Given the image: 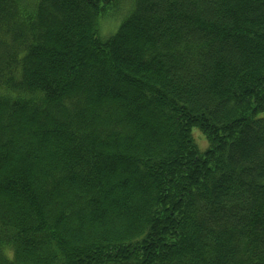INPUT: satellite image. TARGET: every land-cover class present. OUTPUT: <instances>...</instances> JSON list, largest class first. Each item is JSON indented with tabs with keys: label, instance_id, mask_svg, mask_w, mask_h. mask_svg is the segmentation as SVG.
<instances>
[{
	"label": "trees",
	"instance_id": "1",
	"mask_svg": "<svg viewBox=\"0 0 264 264\" xmlns=\"http://www.w3.org/2000/svg\"><path fill=\"white\" fill-rule=\"evenodd\" d=\"M0 264H264V0H0Z\"/></svg>",
	"mask_w": 264,
	"mask_h": 264
},
{
	"label": "rangeland",
	"instance_id": "2",
	"mask_svg": "<svg viewBox=\"0 0 264 264\" xmlns=\"http://www.w3.org/2000/svg\"><path fill=\"white\" fill-rule=\"evenodd\" d=\"M124 5H123V7H124ZM128 8H129V4L127 3L125 5L124 9H128ZM123 14H124V12H122V14L120 16H118L117 18L113 17V16L107 17L104 20H102L101 23H99V32H100V35L102 36V38H105V37L109 36L110 34H113L117 30ZM193 136H194L199 148L201 150H205L208 146L205 136L202 135L201 132L197 128H195L193 130Z\"/></svg>",
	"mask_w": 264,
	"mask_h": 264
},
{
	"label": "bare ground",
	"instance_id": "3",
	"mask_svg": "<svg viewBox=\"0 0 264 264\" xmlns=\"http://www.w3.org/2000/svg\"><path fill=\"white\" fill-rule=\"evenodd\" d=\"M27 146V145H26Z\"/></svg>",
	"mask_w": 264,
	"mask_h": 264
}]
</instances>
